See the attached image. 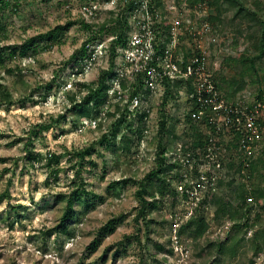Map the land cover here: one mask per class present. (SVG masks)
Listing matches in <instances>:
<instances>
[{"label": "rangeland", "instance_id": "obj_1", "mask_svg": "<svg viewBox=\"0 0 264 264\" xmlns=\"http://www.w3.org/2000/svg\"><path fill=\"white\" fill-rule=\"evenodd\" d=\"M209 1L214 4L191 0L0 4V47L21 45L57 25L72 23L60 44L47 48L41 43L36 57L6 56L0 64V80L6 87L0 96V264H264V252L256 254L251 244L255 232L264 231V199L260 203L253 194L264 189V52L261 55L259 47L264 0ZM83 5L94 14L81 12ZM118 17L128 21L127 43L150 26L153 42L167 47L169 58L167 52L158 53L157 71L202 55L221 96L228 105H238L244 119L234 117L226 124L225 113L201 107L198 114L193 112L188 79L160 80L147 72L134 73L135 65L124 64L121 45L115 76L107 81L106 103L99 114L80 118L72 110L71 97L81 99L85 89L79 83L94 85L101 71L111 67L110 46L117 28L91 42L82 60L76 62L73 55L88 38L85 24ZM164 19L172 26L169 39L167 31L159 29ZM144 112L149 116L141 123ZM164 115L171 134L162 142V154L158 132ZM245 117L256 124V133L246 127ZM43 123L52 127L42 132L38 125ZM129 123L134 130L143 129L142 135L135 134ZM51 154H57L59 162L48 164ZM160 157L176 166L165 172L169 183L165 195L158 192L159 184L147 185L145 198L157 207H149L142 219L140 182L158 167ZM78 186L101 199L90 194L77 203V214L67 221L70 233L64 232L66 202L59 196ZM221 200L240 211L237 217L249 224L236 256L217 253V245L234 224L218 214ZM193 216L204 217L208 224L197 240L189 232L179 234ZM112 219L115 228L102 232Z\"/></svg>", "mask_w": 264, "mask_h": 264}, {"label": "trees", "instance_id": "obj_2", "mask_svg": "<svg viewBox=\"0 0 264 264\" xmlns=\"http://www.w3.org/2000/svg\"><path fill=\"white\" fill-rule=\"evenodd\" d=\"M192 2H202L206 3L205 5L212 6L214 3H212L209 0H191ZM201 3V4H202ZM0 4L6 7L9 2L6 0H0ZM133 4V3H132ZM155 16V13H154ZM216 18L213 17L212 20H215ZM111 24V25H110ZM72 25V23H67L65 25H57L55 28L50 29L46 33L39 34L35 37H31L28 40H26L24 43L21 45H10L9 47H0V64L4 63L6 61V56L10 58L14 57H21V58H33L36 57L40 52H41V43H43L47 48H52L55 45H58L61 43L62 38L64 36V33L66 32L67 29ZM110 25V27H108ZM160 26L164 28L167 33H168V39L171 38V31H172V26L170 22L166 19L163 20L161 24H159V29ZM85 27L89 31L87 32L88 38L84 42L83 46L81 49L77 50L75 54L73 55V60H76L78 62L79 60H82L85 56H87V49L90 46L91 42L97 41L99 38L102 37V34H105V32H108L110 29H116V38L111 42L110 46V51H111V62L112 65L109 69L102 70L96 83L89 84L86 82H81L79 83V86L81 88H84L85 94L81 99H77L76 96L71 97L72 100V110L76 111V113L80 116V118H92L95 114L100 113V108L106 103L108 99V84L107 81L115 76V71L114 66H115V58H116V50L119 45L126 47L127 46V36H128V21L126 18H120L118 17L117 19H109L105 21L104 23H96L93 25H88L85 24ZM260 54L263 55L264 52V34L261 39V44H260ZM157 53L159 54H164V51L167 49L166 46L164 45H156ZM6 51V52H5ZM7 51L9 53H7ZM252 62H254L253 59H250ZM189 62V59L186 60V63ZM254 64V63H253ZM189 86H190V94L193 97L194 100V108L193 112L199 113V103L198 100L195 96V87L193 85V79L188 80ZM5 86L3 85L2 81L0 80V96L3 94L5 91ZM49 88L51 89L52 86L50 85ZM138 92L134 93L136 95ZM50 94V91L47 92V96ZM9 96V95H8ZM7 96V97H8ZM196 108V109H195ZM148 113L144 112L139 116V121L142 123L145 117H148ZM63 116H60L62 118ZM60 120V119H59ZM58 120V122H59ZM119 123H122L124 119L120 118ZM192 120H190L191 122ZM161 127L160 131L158 132L160 136L161 143L160 145L162 146V154L165 152V147L162 145L163 141L166 139V136L171 134V130L168 129V120L165 115L163 116V119L160 122ZM130 129L134 131L135 134H139V136L142 135L143 129L140 127L137 128V130L133 129V124L129 123L128 124ZM39 128L41 129L42 132L49 130L52 127V124H39ZM170 130V131H169ZM239 133V132H238ZM115 135H118V130L115 131ZM239 136L241 137V134L239 133ZM131 138V137H130ZM127 138L126 141V149H129L131 139ZM103 140L109 142L108 137L104 135ZM60 157L57 154H51L50 158L47 159L48 164L52 165L54 162H59ZM158 167L154 169L147 177L145 180L140 182L141 186V198H142V203L140 207V212L138 216L142 217V219H145L147 216L148 208H156L157 204L154 201H148L145 198V193H147V185L150 183H155L159 184L158 192L162 195H165V192L168 191V185L166 180V170H170L174 168L176 165L175 164H170L168 165L163 157H160L158 159ZM252 169H253V163H252ZM91 194L92 197L98 198L99 200L101 197L95 193V192H89L85 187H76L74 190L70 193H63L60 194L59 197H61L63 200L66 202V209L64 211L61 224L64 227L63 231L64 232H69L68 230V224L67 221L70 220V218H74L75 215L77 214L75 205L77 203L85 201L86 197H89ZM254 195H258L257 201L260 202V199H264V189H258L253 191ZM241 198L246 199V196L241 194ZM90 200V199H89ZM261 203V202H260ZM218 206V214L223 215V216H228L231 218V220L234 222L233 227L231 229L230 235L226 238L223 239L218 245H217V253L219 255H226L229 254L231 256H236L237 251L239 248L242 247V242L245 240V237L241 236L242 232H244V228L248 227L249 224L248 222L243 223L237 216L240 211L237 209L232 208V206L229 204V202H226L224 200H221L217 202ZM139 220V218H138ZM115 223L116 220L112 219L108 221V223L102 228V232H109L110 230H113L115 228ZM208 229V224L205 220L204 217H197L193 216L191 217L185 224L181 225L179 229V234L189 232L191 237L195 238L196 240L199 239V237L203 236L205 232ZM70 233V232H69ZM251 244L253 247V250L255 251L256 254L260 255L261 253L264 252V231H259L257 230L251 239ZM99 243V238L95 239L93 242V245H98ZM210 247L212 249L213 245L210 244ZM167 251H170L169 249H165Z\"/></svg>", "mask_w": 264, "mask_h": 264}, {"label": "built area", "instance_id": "obj_3", "mask_svg": "<svg viewBox=\"0 0 264 264\" xmlns=\"http://www.w3.org/2000/svg\"><path fill=\"white\" fill-rule=\"evenodd\" d=\"M6 1L10 2L11 0ZM133 2L136 3V0H132V3ZM81 12L90 16L94 14L93 9L88 5H83ZM209 25L208 22L205 23L206 29L210 28ZM146 27H148V29H146ZM143 30L146 31L144 35L141 33L135 34L134 38H131L127 43L128 47H124V64L130 63L131 66L135 65L137 70L134 73L141 74L147 72L148 76L156 75L161 78L160 80H165V78L174 79L177 77L186 78L188 80L193 79L196 81L194 86L195 96L198 100L199 107L210 111L212 110L217 114L225 113L226 116L223 121L226 124H229L234 117L237 118L239 122L244 119L245 114L243 110L240 109L238 105H228L224 97L221 96L212 75L207 70V65L202 55L193 57L188 63H186V61H182L181 63H168L166 65L167 68L163 72L159 71V69L157 71L155 61L159 55L157 53L155 41L153 42L155 34L152 33L153 30L150 26H144ZM167 51L168 49L164 51V54H166ZM164 54L162 53L160 55L164 56ZM169 55L170 53L167 52L166 59L169 58ZM149 84L152 89L156 88L154 84ZM246 118L247 117H245L246 127L256 133V124L253 120ZM202 177L206 179V176Z\"/></svg>", "mask_w": 264, "mask_h": 264}]
</instances>
